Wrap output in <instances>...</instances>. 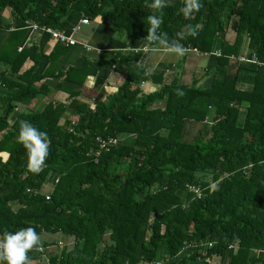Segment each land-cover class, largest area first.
Returning a JSON list of instances; mask_svg holds the SVG:
<instances>
[{"label": "trees", "instance_id": "obj_1", "mask_svg": "<svg viewBox=\"0 0 264 264\" xmlns=\"http://www.w3.org/2000/svg\"><path fill=\"white\" fill-rule=\"evenodd\" d=\"M150 2L0 0V30L31 22L51 37L69 33L83 14L147 44ZM201 2L190 20L180 13L184 0L156 14L169 40L214 56L212 67L164 80L165 71L130 64L123 77L112 76L116 94L72 112L40 83L82 84L92 69L115 72L128 60L121 52L65 66L72 46L59 40L49 55L37 45L17 52L26 33L18 27L0 47V234L36 229L43 248L29 252V264H45L53 246L47 264H264V0ZM188 25L199 36L188 35ZM26 61L32 66L22 72ZM146 82L157 89L145 93ZM68 94L66 102L76 95ZM22 120L51 140L38 174L16 139Z\"/></svg>", "mask_w": 264, "mask_h": 264}, {"label": "crops", "instance_id": "obj_2", "mask_svg": "<svg viewBox=\"0 0 264 264\" xmlns=\"http://www.w3.org/2000/svg\"><path fill=\"white\" fill-rule=\"evenodd\" d=\"M175 2L176 0H168L167 4H174ZM79 15L80 16L73 18L70 22L72 26L71 30H75L72 36L76 40V44L75 46H70L71 48H68V52L63 54V64L65 66H79L82 63V58L85 56L90 60H105L107 56L116 52H121L124 59L126 58L128 60L125 62L122 60L118 62L114 67L115 72L111 71L113 67L92 69L82 84L70 81H53L51 79L41 82L40 86H42V90L51 88L55 91V95H51L54 97V100L57 103H65L67 105L66 112L67 110L72 112L81 102L93 106L99 101H104L106 98L116 94L117 87L115 83L117 82H113L123 77L130 64L133 66L150 67L152 72L157 70L165 71L164 80H170L174 75L178 76L181 80H190L194 68L199 66V64L207 68L215 64L214 56L205 58L204 56L199 57L198 55L187 52V56L184 55L182 68L176 70V67H178L183 58L177 57L163 47H161L159 51H153L147 48V44L144 42L126 41L122 36L115 33L110 24L104 23L99 17L96 19H89L86 25L81 24L80 22L86 19V17H84L83 14ZM4 18L7 23V20H9V12H7ZM29 26L30 25H13L9 30H0V47L6 43L12 29L18 27L19 29L26 30V33L18 45L17 52H20V49L28 50L33 45H37L41 54H51L57 44L56 41L52 40L50 34L45 30L40 28L36 29L33 26L29 28ZM75 27L77 28L75 29ZM234 39V33L228 30L226 33V40L231 44ZM31 66L32 62L26 61L22 67V72L29 69ZM61 67L62 65H59L58 70L61 69ZM3 71V66H0V72ZM188 74L191 75L188 76ZM112 76L115 78L117 77V80H113ZM111 79L112 82L110 81ZM147 83L151 84L147 87L148 92L157 89V84L154 85L152 82ZM69 92L76 95L74 97L71 96L72 98L70 101L66 102L69 98ZM144 92L147 93L145 90ZM0 95H4V92H0ZM90 96H92V98Z\"/></svg>", "mask_w": 264, "mask_h": 264}, {"label": "clouds", "instance_id": "obj_3", "mask_svg": "<svg viewBox=\"0 0 264 264\" xmlns=\"http://www.w3.org/2000/svg\"><path fill=\"white\" fill-rule=\"evenodd\" d=\"M168 0H151L148 7L154 10L148 16L149 27L144 40L147 47L153 51H159L161 47L175 54L177 57L184 56L188 49L179 40H169L167 34L161 31L163 24L162 16L156 14L162 11ZM203 4L201 0H184L180 13L185 19H191L193 15L201 10ZM188 35L199 36L196 26H187ZM151 72L149 67L146 69ZM178 94L183 95V91L178 89ZM17 142L21 144L27 152V167L34 173H40L46 166V161L50 155V137L46 131L38 128L30 120L20 121L17 133ZM43 244L40 234L35 228L22 227L17 231H4L0 234V264H29V252L33 249H42ZM47 264V257H42Z\"/></svg>", "mask_w": 264, "mask_h": 264}, {"label": "rangeland", "instance_id": "obj_4", "mask_svg": "<svg viewBox=\"0 0 264 264\" xmlns=\"http://www.w3.org/2000/svg\"><path fill=\"white\" fill-rule=\"evenodd\" d=\"M25 25H31V22H29V23H25ZM231 31V30H230ZM232 32V31H231ZM181 58H183V56L181 57ZM0 65H2V63H0ZM182 63H180L179 65H178V67H176V70H180L181 68H182ZM112 82V81H111ZM113 84V83H112ZM149 85H151L150 83H144V84H142V88L145 90V91H147L148 92V86ZM147 88V89H146ZM149 90H151V89H149ZM154 90V89H153ZM93 96V95H92ZM92 96H90L91 98H92ZM93 98H95V97H93ZM90 106V105H89ZM23 109H25V107L24 106H21L20 107V110H23ZM60 123H62V120H60ZM196 128H199V127H197L196 125L194 126V127H189L187 130V134H186V141H189V139L190 138H192L195 134H193V133H191L192 132V130H195ZM191 141V140H190ZM2 158L3 159H5L6 158V156L5 155H2ZM46 236H44L42 239H44ZM47 238H49V239H54V237H52V236H50V235H48L47 236ZM57 240H59V239H57ZM55 250V251H54ZM49 252H51V253H49L48 255H47V257L49 258L51 255H53V254H57L56 253V248H55V246H53L51 249H50V251ZM186 252L185 251H183V252H181L180 253V255L177 257V258H175V259H173L172 260V262L173 263H175L178 259H179V257H182L184 254H185ZM48 260V259H47ZM212 264L213 263H218V262H220V260L219 259H212ZM30 264H36L35 262H31Z\"/></svg>", "mask_w": 264, "mask_h": 264}, {"label": "built area", "instance_id": "obj_5", "mask_svg": "<svg viewBox=\"0 0 264 264\" xmlns=\"http://www.w3.org/2000/svg\"><path fill=\"white\" fill-rule=\"evenodd\" d=\"M89 19H83L80 23L81 24H84V25H86V24H88V21ZM34 27V26H33ZM77 27H75V29H76ZM74 31L75 30H70V32L69 33H62L61 35H59L58 33H55V32H52L51 33V37H52V39L54 40V41H56L57 42V40H59L60 42H62V44L64 43V44H66V45H69V46H75V44H76V40L74 39V37L72 36V34H74ZM21 50V49H20ZM19 50V51H20ZM195 51V50H194ZM216 56H219L218 54H215ZM203 56H207L206 54H204ZM240 61L241 62H244L245 61V58L244 57H242V58H240Z\"/></svg>", "mask_w": 264, "mask_h": 264}]
</instances>
